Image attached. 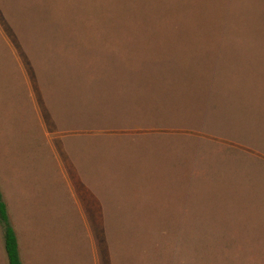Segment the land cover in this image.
I'll list each match as a JSON object with an SVG mask.
<instances>
[{"label": "rangeland", "instance_id": "374dc122", "mask_svg": "<svg viewBox=\"0 0 264 264\" xmlns=\"http://www.w3.org/2000/svg\"><path fill=\"white\" fill-rule=\"evenodd\" d=\"M0 191L22 264H264V0H0Z\"/></svg>", "mask_w": 264, "mask_h": 264}, {"label": "trees", "instance_id": "16d2710c", "mask_svg": "<svg viewBox=\"0 0 264 264\" xmlns=\"http://www.w3.org/2000/svg\"><path fill=\"white\" fill-rule=\"evenodd\" d=\"M0 226L2 228L3 248L7 264H22L19 256L15 231L9 221L6 203L0 191Z\"/></svg>", "mask_w": 264, "mask_h": 264}]
</instances>
